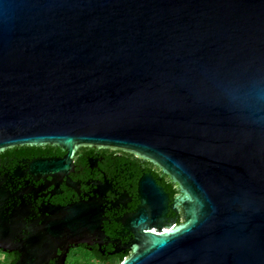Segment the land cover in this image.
I'll return each mask as SVG.
<instances>
[{
  "label": "water",
  "instance_id": "1",
  "mask_svg": "<svg viewBox=\"0 0 264 264\" xmlns=\"http://www.w3.org/2000/svg\"><path fill=\"white\" fill-rule=\"evenodd\" d=\"M81 146L148 159L184 221L120 264H264V0H0V150ZM134 226L168 194L138 183ZM150 216V217H149Z\"/></svg>",
  "mask_w": 264,
  "mask_h": 264
},
{
  "label": "flooded vegetation",
  "instance_id": "2",
  "mask_svg": "<svg viewBox=\"0 0 264 264\" xmlns=\"http://www.w3.org/2000/svg\"><path fill=\"white\" fill-rule=\"evenodd\" d=\"M53 145L0 150V264H120L134 253L143 231L184 221L179 185L137 153L81 146L67 169ZM151 173L168 194L159 222L134 226L140 214V177ZM150 217V216H149Z\"/></svg>",
  "mask_w": 264,
  "mask_h": 264
},
{
  "label": "rangeland",
  "instance_id": "3",
  "mask_svg": "<svg viewBox=\"0 0 264 264\" xmlns=\"http://www.w3.org/2000/svg\"><path fill=\"white\" fill-rule=\"evenodd\" d=\"M73 264H76L75 262Z\"/></svg>",
  "mask_w": 264,
  "mask_h": 264
},
{
  "label": "trees",
  "instance_id": "4",
  "mask_svg": "<svg viewBox=\"0 0 264 264\" xmlns=\"http://www.w3.org/2000/svg\"><path fill=\"white\" fill-rule=\"evenodd\" d=\"M166 175V174H165Z\"/></svg>",
  "mask_w": 264,
  "mask_h": 264
}]
</instances>
